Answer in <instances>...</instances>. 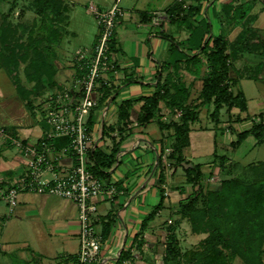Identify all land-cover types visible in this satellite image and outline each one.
I'll return each instance as SVG.
<instances>
[{
	"label": "crops",
	"instance_id": "crops-1",
	"mask_svg": "<svg viewBox=\"0 0 264 264\" xmlns=\"http://www.w3.org/2000/svg\"><path fill=\"white\" fill-rule=\"evenodd\" d=\"M122 1L120 0V3ZM227 3H235V0H127L120 5L123 13L119 16L114 32L116 38L115 40L112 38L111 47L114 52L113 61L116 64V72H110L108 75L112 87L106 85L111 89L112 94L100 101L102 94L101 90L98 89V104L91 111L94 122L91 131L96 136L94 137L95 146L114 156V163L109 170V176L104 181L112 182L118 187V193L114 198L104 196L97 199L98 209L93 216V222L103 240L100 257L105 261L100 264H115L122 249H130L134 254V262L132 258L130 264H160L162 262L159 259L161 253L158 239L165 236L166 233L165 229H159L162 222H157L155 219L164 208L171 210L173 215L180 200L190 190V183H187L185 170L183 173L185 182L182 184L181 181L177 185L173 183L171 185L168 182L169 172L174 168L172 176L175 177V170L178 165H167L163 156H161L163 164H158L162 148L171 149L174 140L172 123L180 119L177 111L182 109H170L164 100H161L158 112L149 121L139 122L138 117L144 102L143 98L153 95L159 88V82H163L166 77L170 76V72L173 71L171 62L175 59H181L179 62L181 73L179 75L184 82L188 79L185 84L191 99L193 98L194 87L202 88L203 80L198 75V69H196L198 62L194 60L188 62L187 59L196 53H198L199 58L205 59V53L190 49L187 40L193 28L202 23H209L207 37L218 36L224 31L229 40L234 41L242 30V26L228 25L227 21H221L222 8ZM175 4L183 7L191 5L197 9L187 18L171 16V13L164 9ZM91 7L97 8L92 1L88 5V10L94 12ZM71 10L72 6L65 20L62 39L55 45V62L58 68L56 79L60 86H64L77 75L76 56L80 51L91 50L98 34L97 29L90 47L79 46L71 51L64 40L71 31L69 30L72 17ZM157 12H162L164 17L157 19L155 17ZM254 14L257 17L253 26L257 27L255 23L259 15L258 13ZM92 15L94 16V14ZM259 30L262 32L263 29L259 28ZM173 42L180 43V46L173 49ZM209 45H212V37L209 39ZM242 61L247 65L249 63L250 66L253 63L263 62L264 56L245 53L239 59L232 60L234 66ZM233 71L231 68V76L234 75L232 74ZM59 73L64 74V76L58 77ZM3 75L4 73L0 77ZM101 85L103 84L101 83ZM0 93V115L6 113L11 120V123L6 124V126L5 124H3L4 126L0 125V201L6 202L5 192L12 181L26 167V156L17 142L22 140L31 142L30 136L33 133L37 134V141L43 134L46 125L41 118L36 117L31 112L30 119L25 117L26 114L23 110L16 113V108L13 109L15 105L9 104L11 101L10 92L7 93L6 89L0 87ZM128 99L133 101L130 108V121L121 134L119 130L121 124H118L119 105ZM199 101L200 99L195 103ZM210 104L213 103L200 106L198 118L190 123V144L183 150V155L188 162L184 163L185 167L200 164L203 170L209 164L195 162V158L213 154L215 151L216 128L221 127L224 123L221 121L216 123L215 118H210V126L199 125L194 127L193 125L201 119V109L208 107L206 110H209ZM23 105L28 109L25 104ZM17 111H20V108H17ZM67 141L65 136H59L57 145L61 147L67 144ZM61 162L69 166L72 159L67 155L62 158ZM164 165V175L161 177V168ZM161 199L163 202L161 209L144 231L147 240L146 245L141 247V251L134 250L133 252L134 238L140 230L142 219L159 204ZM15 210L20 220L31 218L30 221L47 223L48 230L52 234L55 233L56 241L60 240L57 244H62L61 246L58 245L60 246L58 251L47 249L45 252H41L30 249L33 251V258L38 260L40 264H44L45 259H47L45 262L48 264H55L68 256L77 255L81 222L78 218L77 205L72 200L53 194L22 191L19 193ZM167 219L172 220L170 217ZM0 222H3L0 226V250L7 252L6 250L12 244L9 238L5 240L6 238L2 239V237H5L3 236L5 235V227L10 219L8 220L5 215L0 216ZM102 233L106 237L103 238ZM37 234L40 236V240L45 237L43 231ZM1 241H5V246ZM147 251L152 255L153 260L143 261L140 258L142 253H147ZM28 260L27 258L24 259V261Z\"/></svg>",
	"mask_w": 264,
	"mask_h": 264
},
{
	"label": "trees",
	"instance_id": "trees-1",
	"mask_svg": "<svg viewBox=\"0 0 264 264\" xmlns=\"http://www.w3.org/2000/svg\"><path fill=\"white\" fill-rule=\"evenodd\" d=\"M250 1L235 0V3H227L222 8L221 21H227L228 25L242 26V30L232 42L224 31L218 36L207 37L209 23H202L192 29L187 40L189 48L203 51L207 65V70L203 73V84L199 93L200 101L198 103L188 102V88L181 75L177 74L181 59H175L171 62L173 71L170 72V76L166 77L163 82H159V88L153 95L143 98L144 102L138 117L139 122L149 121L158 112L161 100H164L166 106L170 109H182L180 119L172 123L174 140L171 144L168 160L170 165L182 166L186 172L187 183H192L194 186L193 192L184 200H180L177 214L180 217L188 218L194 231H209L208 238L202 243V249L197 253L201 264H230L236 256H240L246 264H264V163L256 168L258 178L253 182H245L238 177L222 179L214 188H209L204 192L202 206H199L198 193H202L203 189V170L200 164L185 167L184 163L188 162L183 155L184 148L190 144V123L198 118V108L200 106L207 103L214 104L211 114L216 115V123L220 122L217 114L224 106L229 109L239 108L240 111L248 108L247 98L243 90L240 88L234 90L235 87L230 84L234 81L230 75V70L234 64L232 60L239 59L245 53L264 56V36L259 28L253 26L257 15L251 14L245 8V5ZM34 4L39 14L45 15L47 12H53L54 10L53 0H34ZM59 4H61L62 18L57 20V22L59 21L58 25L55 26L57 29L55 27L50 28L51 35L50 31L44 36L30 35L28 41L22 43V51L18 57H16L14 49L11 53L0 49V71L4 72L10 78V81L15 84L14 87L18 97L32 113L34 110L36 111V108H40L39 111L37 109V112L41 118L43 114L38 100L46 91L61 87L56 79L58 68L55 62V45L62 39L70 6L66 5L63 0H59ZM195 9L197 8L191 5L183 7L175 4L167 10L171 13V16L176 15L187 18ZM211 37L212 45L210 46L209 39ZM0 42L3 47H9L2 32H0ZM172 45L175 49L180 46V43L173 42ZM13 46L16 48V43ZM193 60L199 62L202 59L196 53L190 55L187 59L188 62ZM261 63L259 62L256 65L257 72H260ZM21 66H23L22 72L26 81L32 85L23 83L20 77ZM248 77L258 80L260 74L255 77ZM99 89L102 94L100 101L112 94L111 89L104 84ZM132 104L133 101L128 99L122 101L119 105L118 124H121L119 128L121 134L130 121ZM88 122L92 129L94 124L92 112L89 115ZM250 135L255 136L257 139H264V122H254L250 128L238 132L236 143H241ZM22 142L26 143V140H22ZM233 143L232 141L231 144L233 145ZM165 149L163 147L160 151L159 165L163 164L161 156ZM90 158L92 160L90 165L92 172L103 180L107 179L109 170L114 163L113 154H107L95 146L90 152ZM226 158L225 155L220 156L221 168L224 167ZM164 169L165 165L161 168V177L164 175ZM196 185L199 186L197 190H195ZM162 203L161 199L159 204L142 219L140 230L134 238L138 247H142V239L138 240V238L144 234L149 222L161 209ZM167 232L164 264H182L180 251L177 249V235L174 225H169ZM102 234L103 238L106 237L104 233ZM128 258H134L131 250L122 249L115 264H125V259ZM77 262V255H71L55 264H77Z\"/></svg>",
	"mask_w": 264,
	"mask_h": 264
},
{
	"label": "rangeland",
	"instance_id": "rangeland-1",
	"mask_svg": "<svg viewBox=\"0 0 264 264\" xmlns=\"http://www.w3.org/2000/svg\"><path fill=\"white\" fill-rule=\"evenodd\" d=\"M91 1L98 10L106 11L110 9L115 3L120 6L122 2L127 0H123L121 3L120 0H63L66 5L70 7L72 6V10L70 12L72 15L70 21L71 24L69 26V30L71 31L64 38L65 43H67L66 45L69 46L71 51H74L79 46L86 45L87 47H90L94 40L98 25L96 23V19L94 18L95 12H91L88 10V5L89 3H91ZM53 3V12H47L44 15L37 12L34 0H0V32L3 33L9 45V47H3L2 43L0 42V49L8 53H11L12 49H14L15 55L16 57H18L20 52L22 51V43L27 42L30 35L44 36L50 31L51 27L57 26L59 22H57V20H61L62 18V12L60 10L61 4H59V0H53ZM245 8L252 14L258 13L259 18L256 21L255 25L263 29L261 34L264 36V0H251L245 5ZM167 9L168 8L166 7L164 10ZM92 14H94V16ZM55 29L57 28L55 27ZM50 32L51 35L52 31ZM113 38L115 40L116 36L113 35ZM15 43L17 45L16 48L13 46ZM257 64L258 63H253L249 66V63L247 65L243 61L240 63H236L235 66L233 64L234 71L232 74L234 75H232V78L234 79V81L230 84L231 86H235V88L233 87L234 90H237L239 88L243 90L247 98L248 108L247 110L240 111L239 108L229 109L224 106L217 114L218 120H220L224 124L216 129L217 143L215 153L206 154L205 156L195 158V162H205V164L210 165L203 168V189L202 193H198L199 206H202L204 192L209 188H214L224 178L238 177L245 182H253L258 178V172L256 168L264 163V139H257L255 136L250 135L241 143H236L238 132L250 128L254 122H264V61L260 65V72L256 71ZM196 69H198V75L203 78V73L207 70L205 59H202L201 61L196 63ZM20 71V77L23 83H25L26 85H30L31 83H28L26 81L22 72L23 66L20 67ZM2 73L4 72L0 71V75H2ZM180 73L181 67L179 68L177 74ZM257 74H260L261 79L256 80L254 78L248 77H255ZM61 75L64 76V74L59 73L58 77L62 78ZM239 76L243 77L238 79ZM3 77H0V87H2V89H6L7 93L10 92L9 98L11 101L9 104L15 105L13 109L15 110L16 108V113L23 110L26 114L25 117L30 119V112L32 113V111L24 107V102L20 99V97H18V94L15 91V84L10 81V78L5 73ZM187 81L188 79H186L185 82ZM194 88L193 98L191 99V97L189 96L188 102L195 103V101L199 100V93L201 89L197 87ZM209 107V110H206L208 109V107H205L206 109H201V119L193 124L194 127L199 125L210 126V118L214 119L216 115L211 114L214 105L210 104ZM17 108H20V111H17ZM9 109L13 110L12 108ZM37 109L39 111L40 108H36V111L34 110L32 114H34L36 117L41 118L40 114L37 112ZM179 111L182 110L179 109ZM0 116V125L5 124L6 126V124L11 123V120L9 118L10 116H8V114L3 113ZM7 127L9 128V126ZM91 133L93 137H96L93 131ZM36 139L37 134L33 133L30 136V141L33 142L36 141ZM232 141L234 142L233 145L231 144ZM221 155L227 156L223 168L220 167ZM173 169H171L169 172L168 182L171 185L172 183L177 185L182 181L183 184L185 182V179H183L185 178L183 177L184 169L182 168V166H178L175 170V177L172 176ZM177 175L178 177H176ZM212 176H214L215 179H212ZM193 187L194 186L192 185V183H190V190L182 198L183 200L193 192ZM198 188L199 186L196 185L195 190H197ZM15 208L16 206L13 207L14 211H12L13 209L10 211L6 202L0 201V216L3 217L5 215L7 216L8 220L10 219V222H7L8 224L5 227V235H3L5 237H2V239L6 238L5 240H7L9 238L12 244L6 250L7 252H2L0 250V264H40L38 260H35V258H33V251H30V249L41 252H45L47 249H55L58 251L59 247L62 244H57L60 242V240L56 241V238L54 236L55 233L52 234V232L48 230L47 223L42 221H30L31 218L20 220L17 217ZM178 208L179 207H177V210ZM177 210L174 211V214L172 215L171 210H169L168 208H164L160 212V215L155 219V221L157 222H162L159 225V229H165L166 233L165 236L158 239V242L160 244L159 251L161 253V255H159V259L160 261L162 260L160 264H164L168 234L167 228L169 225H174L175 227V232L177 235V249L180 251L181 263L201 264L199 255L197 253L202 249L201 245L208 238L209 231H194L191 221L188 218L180 217V215L177 214ZM169 217L172 219L171 221L167 219ZM2 223L3 222H0V226ZM40 231H43L44 233L43 235L45 237L41 238L43 240H40V236H38L37 234ZM139 239H142V246L146 245L147 240L144 234L140 238H138V240ZM4 242L5 241H1L3 245ZM52 245L53 247H51ZM157 248L158 247L156 246V249ZM134 250L141 251V247H138L135 241L133 242V252ZM151 256L152 255H150V252L147 251V253H142V256L140 258H142L143 261H151ZM26 258L29 260L24 261V259ZM45 260L43 261V263L48 264L47 262H45ZM131 260V258L125 259V264H130ZM230 264L246 263L240 256H236Z\"/></svg>",
	"mask_w": 264,
	"mask_h": 264
},
{
	"label": "built area",
	"instance_id": "built-area-1",
	"mask_svg": "<svg viewBox=\"0 0 264 264\" xmlns=\"http://www.w3.org/2000/svg\"><path fill=\"white\" fill-rule=\"evenodd\" d=\"M93 10L98 25L97 39L91 50L80 51L76 56L77 75L64 86L46 91L39 99L45 130L40 140L17 142L26 156V167L4 194L10 210L16 206L22 191L72 200L77 205L81 222L77 264L105 261L100 257L103 240L93 216L98 209V198H114L118 193L116 184L105 182L90 169V152L94 149L95 139L88 119L98 104L97 92L101 83L112 87L108 75L116 72V64L111 41L123 11L116 3L106 11ZM163 15L157 12L155 17L161 19ZM181 114L177 111L178 116ZM59 136H65L67 144L59 147ZM170 151L166 148L162 155L167 165H170ZM67 155L72 159L69 166L61 162ZM211 178L215 179L214 176Z\"/></svg>",
	"mask_w": 264,
	"mask_h": 264
},
{
	"label": "water",
	"instance_id": "water-1",
	"mask_svg": "<svg viewBox=\"0 0 264 264\" xmlns=\"http://www.w3.org/2000/svg\"><path fill=\"white\" fill-rule=\"evenodd\" d=\"M191 166V165H190Z\"/></svg>",
	"mask_w": 264,
	"mask_h": 264
}]
</instances>
